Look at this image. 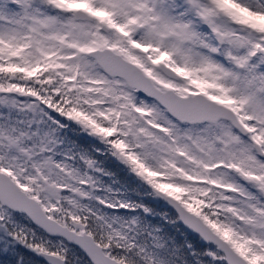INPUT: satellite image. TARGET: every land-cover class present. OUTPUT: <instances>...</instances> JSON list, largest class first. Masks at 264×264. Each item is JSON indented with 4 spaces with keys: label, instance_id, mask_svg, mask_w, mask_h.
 Listing matches in <instances>:
<instances>
[{
    "label": "snow or ice",
    "instance_id": "snow-or-ice-1",
    "mask_svg": "<svg viewBox=\"0 0 264 264\" xmlns=\"http://www.w3.org/2000/svg\"><path fill=\"white\" fill-rule=\"evenodd\" d=\"M0 264H264V0H0Z\"/></svg>",
    "mask_w": 264,
    "mask_h": 264
},
{
    "label": "flooded vegetation",
    "instance_id": "flooded-vegetation-1",
    "mask_svg": "<svg viewBox=\"0 0 264 264\" xmlns=\"http://www.w3.org/2000/svg\"><path fill=\"white\" fill-rule=\"evenodd\" d=\"M128 194H129V195H132V196L136 195V193L131 192V191H130Z\"/></svg>",
    "mask_w": 264,
    "mask_h": 264
}]
</instances>
